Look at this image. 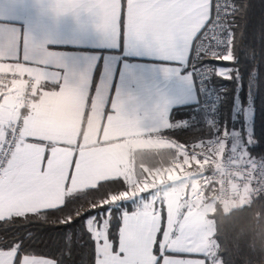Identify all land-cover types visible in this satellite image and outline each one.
Returning <instances> with one entry per match:
<instances>
[{
    "label": "snow or ice",
    "instance_id": "snow-or-ice-1",
    "mask_svg": "<svg viewBox=\"0 0 264 264\" xmlns=\"http://www.w3.org/2000/svg\"><path fill=\"white\" fill-rule=\"evenodd\" d=\"M93 7L100 9L102 27L106 31L119 34L126 28L129 37L150 36L160 54L185 64L192 38L209 21L213 5L210 0H127L126 15L122 18L120 0H57L55 11L63 13ZM227 8V4L215 5L213 28L228 31L227 17L234 14L235 9L229 13ZM222 43L227 54L213 52V57L232 60L230 32ZM20 45L6 54L0 52V58L18 60ZM49 55L35 54L30 58L23 45V60L35 66L28 67L19 62L11 66L13 73L21 79L14 80L12 88L2 94L0 221L26 217V214L42 217L43 210L64 205L65 197L74 192L94 189L101 181L123 177L126 185L122 186L123 190L110 197H101L88 209H100L85 221L87 231L96 241L95 264H228L220 256L224 250L221 243L223 226L213 214L218 213V205H223V211L228 213L248 204L251 195L264 188V157L257 164L249 155L240 132L225 130L221 136L217 129L216 139L209 141L206 149L210 155H205L200 164L196 155L189 156L182 150L183 145L162 140L141 141L139 129L119 115L118 106L117 114L108 115L105 125L102 123L105 107L102 93L91 95V88L84 87L83 79L73 84L62 73L48 71L49 67L55 68L46 62ZM25 74L31 81L22 78ZM219 75L227 76L228 73L221 68ZM235 79L237 94L231 115L236 119L242 117L247 127L254 111L251 96L249 104L242 106L239 72ZM42 80L59 84V91L38 92L37 86ZM152 133L157 130L148 134ZM229 142L230 152L227 161L222 163L216 157L224 155ZM251 143L249 138L248 144ZM152 144L177 147L184 157V164H189L191 159L200 164V168L180 177L169 175L167 179L159 169L152 172L143 168L137 178L130 167V157L136 148ZM204 164L215 165L214 175L219 177L221 185L219 193L214 191L211 196H206L204 190L212 181L205 177L204 185H201L194 179L197 174H203ZM143 172H148L152 178L144 177ZM254 179L261 188L251 187ZM228 189L231 195L227 194ZM124 202H131L134 210H123L118 246L114 248L107 235L110 217L113 207L121 209ZM104 205L109 207L105 209ZM163 206L167 209V223L163 239L158 240ZM75 214L81 216L82 210L77 209ZM97 216L101 217L99 221ZM72 219L69 214L60 222L70 223ZM65 242L70 245V234ZM18 248L19 245L0 250V264H15ZM191 255L203 258H183ZM23 264L63 262L25 256Z\"/></svg>",
    "mask_w": 264,
    "mask_h": 264
},
{
    "label": "crops",
    "instance_id": "crops-1",
    "mask_svg": "<svg viewBox=\"0 0 264 264\" xmlns=\"http://www.w3.org/2000/svg\"><path fill=\"white\" fill-rule=\"evenodd\" d=\"M120 2L123 18L127 0ZM56 3L57 0H0V52L6 54L21 44L18 60L0 58V70L13 73L11 66L17 62L35 66L23 60V45L30 58L35 54H50L46 62L55 68L49 67L48 71L62 73L73 84L83 79L84 87L91 88V95L102 93L105 105L103 124L106 125L108 115L117 114L118 106L119 115L139 129L141 141L165 139L184 145L164 133L178 125L170 120L173 109L198 106L190 60L194 40L202 29L193 36L187 61L183 64L160 54L158 45L150 36L129 37L126 28L119 34L106 31L102 27L99 8L57 13ZM37 87L38 92L59 91V84L51 80H42ZM153 130L157 133L148 134ZM167 150L175 151V159L179 157L174 148L157 149L153 144L136 148L132 154L134 157H130L136 177L142 172V166L150 169L154 163L153 155ZM165 226L166 222L163 225L161 218L158 240L163 239ZM118 239L117 236L115 248ZM24 257L17 254L15 264H23ZM183 258L203 257L191 255Z\"/></svg>",
    "mask_w": 264,
    "mask_h": 264
},
{
    "label": "trees",
    "instance_id": "trees-1",
    "mask_svg": "<svg viewBox=\"0 0 264 264\" xmlns=\"http://www.w3.org/2000/svg\"><path fill=\"white\" fill-rule=\"evenodd\" d=\"M235 13L228 20V32L232 35L233 60L224 63L231 68L230 78H214L221 97L222 119L225 126L231 124V109L237 94V72L241 75L242 87L239 98L242 106L249 104L251 96L253 116L249 129L245 132L247 151L251 158L264 157V0H232ZM216 64V63H215ZM170 120L178 125L164 134L177 142L190 146L209 139L213 131L203 124L202 114L197 105L175 108ZM250 131V136H249ZM244 132V131H243ZM176 158L175 151L167 150L153 155L150 168L168 164ZM124 180L102 181L94 189L72 193L66 196L64 205L57 209L44 210V215L26 214V217H13L0 221V250L18 248L19 256L45 257L63 264H95V242L87 231L85 221L96 215L99 208L90 209L91 203L101 197H110L123 190ZM213 214L223 226L220 252L228 264H264V195L252 196L250 202L225 213L220 207ZM81 209L82 215L76 216ZM124 209L133 210L129 203L116 209L110 217L109 241L115 248L120 226V216ZM70 223H61L67 215ZM71 235V243L65 238ZM156 251L158 252V245Z\"/></svg>",
    "mask_w": 264,
    "mask_h": 264
},
{
    "label": "built area",
    "instance_id": "built-area-1",
    "mask_svg": "<svg viewBox=\"0 0 264 264\" xmlns=\"http://www.w3.org/2000/svg\"><path fill=\"white\" fill-rule=\"evenodd\" d=\"M231 0H213L212 1V11L209 18V21L205 24V27L202 28V30L198 33L196 36L193 46H192V52H191V60H190V71L194 78V85L195 89L197 91L198 95V106L202 109V111L205 114V117H207L210 121V123L213 126H218L219 124V115H220V99L216 91H213L210 84L209 74L206 67V59L213 58L212 53L213 52H219L222 53L226 51V48L224 47V44L222 41L225 40V37L228 35V31H220L217 28L212 27V20L215 17V5L219 3L221 6L227 4L228 8L227 11L229 13L233 12L232 3ZM231 16V14L227 17V19ZM25 80L31 81L30 77H22ZM21 79V77L18 74L6 72L0 70V99L3 97V93H7L9 89L12 88V82L14 80ZM217 108H219V111H216ZM191 155H196L197 157H202L201 162H204L205 155L202 153L196 152V150H192L190 152ZM229 153L222 156L221 162L224 163L227 161ZM255 159V158H253ZM257 164L261 162V159H256ZM193 163V165H192ZM197 164L196 161H189V164H184L183 162L180 163L179 167L172 164L171 168L169 169V172H174L175 170L181 171L183 174L191 171L194 166V164ZM206 165V164H205ZM207 174L205 177L209 178L212 183L205 187V195L209 193V195H212L215 191L216 193H219V190L221 188V185L218 183L219 177L214 175L215 168L208 167L206 169ZM259 172V169L257 170V173ZM257 173H254V176H257ZM258 179V176H257ZM251 187L253 188H261V186L257 183V180L254 179L252 182ZM225 188L227 189L228 186L225 185ZM228 195H231L230 189H228ZM264 195V188H261L260 191L254 192L252 196H260Z\"/></svg>",
    "mask_w": 264,
    "mask_h": 264
},
{
    "label": "rangeland",
    "instance_id": "rangeland-1",
    "mask_svg": "<svg viewBox=\"0 0 264 264\" xmlns=\"http://www.w3.org/2000/svg\"><path fill=\"white\" fill-rule=\"evenodd\" d=\"M212 1L213 0H211V2L210 3H212ZM231 3H232V7H233V9H235V6H234V2L231 0L230 1ZM211 11H212V8L210 9V15H211ZM233 16V14H231V16L227 19V21L231 18ZM228 34H229V32H228ZM222 54H227V50L226 51H224V52H222ZM233 60V59H232ZM232 60H228V61H225V60H223L222 58H220V57H213V58H208V59H206L205 60V62L207 63L206 64V67H207V71H208V74H209V79H210V86H211V88H212V90L213 91H216V93L218 94V96H219V99H220V102H219V105H220V115H219V124H218V126H213L211 123H210V121H209V119L207 118V117H205V114H204V112L202 111V109L198 106V108H199V110L201 111V114H202V121H203V124L204 125H206V126H208L212 131H213V136L211 137V138H209V139H205V140H203V141H199V142H197V143H195V144H192V145H190V146H188V147H186L185 145H183V151H187L188 152V154H189V156H191V154H190V152L192 151V150H196V152H198V153H202V154H204V155H210V153H208L207 151H206V149H207V146H208V144H209V141H211V140H214V139H216V134H217V129H219V135H223V132L225 131V130H228L229 132H231V131H233V130H235V131H238V132H240L241 133V135H242V138H243V143L245 144V145H247V141H248V139H247V136H246V134H245V132H247L248 131V129H249V127L247 126H245V123H244V120H243V118L242 117H238L237 119L234 117V116H231V124L229 125V126H225V123L223 122V119H222V103H221V97H220V95H219V93H218V90H217V88H216V86L214 85V83H213V79L214 78H220V79H228V78H230V74H231V68L230 67H228L227 65H224V63H230ZM216 63V64H215ZM221 68H223L227 73H228V75L227 76H221V75H219V71H220V69ZM250 119H251V116L249 117V120H248V123L250 122ZM244 131V132H243ZM157 140H162V139H157ZM162 141H165V142H169V141H167V140H162ZM169 143H171V142H169ZM153 145H155V148H157V149H163V148H166V147H159V146H157L156 144H153ZM174 145H176V146H179V144H174ZM199 145V147H197ZM176 151H177V153H178V158L177 159H174V160H172V161H170L168 164H163V165H161V166H157L156 168H150L151 170H152V172H155L157 169H159L160 170V172H162L163 173V178L164 179H167V177L169 176V175H172V176H175V177H180V176H184L185 174H183L181 171H178V170H175L174 172H169V169L171 168V165L172 164H180V163H182L183 162V160H184V157H183V155H181L180 154V152L177 150V147H173ZM230 148H231V143L229 142L228 144H226V148H225V153H224V155H226L227 153H229L230 152ZM133 156V155H132ZM134 157V156H133ZM196 158H197V160L199 161V160H201V158L202 157H197L196 156ZM216 159L217 160H219L220 162H221V159H222V156H218V157H216ZM190 161H191V159H190ZM200 164H203V162H201L200 161ZM200 164H194V166L192 167L193 169L191 170V171H189V172H196V170L197 169H199L200 168ZM192 165H193V163H192ZM174 166H176V165H173V167L172 168H174ZM130 167H131V163H130ZM208 167H211V168H215V165L214 164H204V169H203V174L202 175H199V174H197L195 177H194V179L199 183V184H201V185H204V178H205V176H206V174H207V171H206V169L208 168ZM143 168H145V167H142V170L141 171H143ZM147 169H149L148 167H147ZM132 171H133V169H132ZM188 173V172H187ZM143 176L144 177H147V178H149V179H151L152 177L150 176V174L148 173V172H143ZM140 177V174H138V176H137V178H139ZM189 192H190V189H189ZM207 196H211V195H209V193L207 194ZM251 198V197H250ZM124 203H129L130 205H131V207H132V209L134 210V206L131 204V202H124ZM109 206L108 205H104V208L105 209H107ZM218 207H220L221 208V210L223 211V205H218ZM100 211V210H99ZM98 211V212H99ZM97 212V213H98ZM224 212V211H223ZM161 218H162V223H163V225L165 224V222L167 223V209H166V206H163V209H162V212H161ZM101 219V217H99V216H97V220L99 221ZM166 227V226H165ZM164 227V228H165ZM164 228H163V230H164ZM94 239V238H93ZM94 242L96 243V241H95V239H94ZM101 243H102V241H100Z\"/></svg>",
    "mask_w": 264,
    "mask_h": 264
},
{
    "label": "water",
    "instance_id": "water-1",
    "mask_svg": "<svg viewBox=\"0 0 264 264\" xmlns=\"http://www.w3.org/2000/svg\"><path fill=\"white\" fill-rule=\"evenodd\" d=\"M3 97L0 99V101H2Z\"/></svg>",
    "mask_w": 264,
    "mask_h": 264
}]
</instances>
